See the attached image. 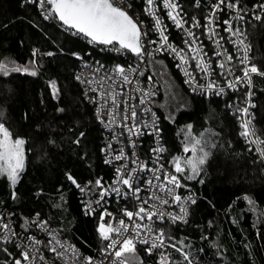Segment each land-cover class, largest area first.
Returning <instances> with one entry per match:
<instances>
[{"label":"snow or ice","instance_id":"6c2138e0","mask_svg":"<svg viewBox=\"0 0 264 264\" xmlns=\"http://www.w3.org/2000/svg\"><path fill=\"white\" fill-rule=\"evenodd\" d=\"M38 7L43 20L56 25L59 29L74 35L77 39L83 38L88 44L121 54L131 58L132 62L125 60L106 66L100 61L84 62V73L76 75L75 79L86 88L85 98L93 103L97 120L108 129H113L111 141L101 149L107 155L106 164L115 165L114 177L111 183L105 185L102 177L88 180L83 186L71 174L66 173V178L81 193H86L93 199H86L83 203L85 214H96V208L103 210L98 216V232L101 241L106 242L100 247L103 259L96 260L93 256H84L79 249L61 238L59 230L53 231L49 221L41 219L40 213H36L30 220L25 218L23 228L28 231L35 227L38 232L44 233L43 239H38L30 232L22 236L16 231L10 219L5 222L3 213L0 212V243L6 246L0 247V253L13 255L11 264H137V247L139 246L147 254L161 249L158 254L157 264H197L193 256L191 244H185L184 239L178 241L167 233V228L177 222H186L188 205L196 202L195 193L191 191L190 181H197L203 172L204 166L211 155V149L216 147L211 139L216 135L212 129L205 128L194 131L193 125L188 123L181 128L179 135L182 151L171 155L170 159L164 157L169 154L162 142V129L160 117L153 110L156 101L153 99L158 94V89L153 88V76L146 75L147 71L164 75V63L157 60L160 53L171 55L179 61L176 67L183 73L184 83L189 86L192 93L207 97H228L225 101V110H231L239 124L238 136L244 140L245 145L251 150L255 146L257 160L264 162V129H258L254 123L251 97L253 96V74L264 77V69L250 62L248 52L250 45L243 39L244 33L239 26L233 27V21L237 24L245 20L242 14L245 9L238 7L240 0H216L211 3L209 13L204 16L206 21L203 26L196 17L191 18V26L186 27L189 21L181 15L183 11L177 0H143V11L151 18V32L149 26L143 21H137L129 11L131 8L128 0H28ZM162 2L166 10L167 18L176 29L183 33L180 47L170 42L167 26L163 18L158 14V3ZM234 9L235 15L225 19L224 32L226 36L219 34L220 24L218 17L221 9ZM253 8L258 12H251L256 20H261L264 15V3L254 4ZM186 15V14H185ZM202 28V34L215 48L211 50V56L205 50V46L196 31ZM143 29V30H142ZM153 34L157 39H149ZM234 38V39H233ZM227 40L235 53L229 52L223 46ZM63 53L64 49L60 48ZM38 49L32 48L31 57L23 64L15 59L4 57L0 59V76L9 77L12 73H24L30 76L40 74V64L37 60ZM71 56L83 60L81 52L72 51ZM52 57L55 52L43 53ZM214 58V59H213ZM235 61V63H233ZM194 63V68H193ZM239 70L241 74H235ZM219 77V79H217ZM204 80L205 83H200ZM171 88L170 82L166 81ZM242 85L247 88L244 92H238ZM47 86L53 99H60V88L56 79H49ZM92 93V95H89ZM231 93V95H230ZM174 98L175 93L170 94ZM133 101H138L134 103ZM184 105H180L183 107ZM160 107L167 109L165 103ZM56 111L63 112V108ZM168 120H173L171 112ZM155 136V146L150 148L152 155L150 166L148 162H138L136 148L139 147L146 132ZM127 134V135H125ZM84 132L79 133L83 137ZM79 137L75 141L79 143ZM112 141L121 146L114 149ZM125 141L130 146V154L125 151ZM54 143L55 141H50ZM26 140L24 137L15 136L3 121H0V176H6L14 189L25 168ZM255 163V161H253ZM131 165V166H129ZM165 165H170L171 168ZM203 183V179L198 180ZM180 189H188L187 195H181ZM114 195L117 200L128 201L131 198V208H121L122 216L112 222L115 217L108 212L105 202L109 196ZM15 199L16 193L12 192ZM249 210L257 214L256 234L260 235V227L264 226V210L257 212L256 201L247 194L243 195ZM61 196V201H63ZM176 205L179 211L168 210V206ZM95 205L96 207H93ZM214 207V206H213ZM231 207V206H229ZM105 216L109 219L106 222ZM127 218V219H125ZM233 223L237 220L233 218ZM211 221L209 225L211 226ZM63 227V226H61ZM206 240L205 235L201 236ZM213 264H222V260L216 257H224L217 241H209ZM14 249V254L9 251ZM175 249L179 253V259H173L167 248ZM250 247V245H247ZM188 249V250H186ZM44 250L54 254L53 259L45 256ZM203 252L204 249H196ZM133 259H130L129 256ZM4 264H9L5 259ZM139 264H143L139 261Z\"/></svg>","mask_w":264,"mask_h":264},{"label":"trees","instance_id":"16d2710c","mask_svg":"<svg viewBox=\"0 0 264 264\" xmlns=\"http://www.w3.org/2000/svg\"><path fill=\"white\" fill-rule=\"evenodd\" d=\"M181 1L187 12L199 11L194 6L195 0ZM260 3L264 0H240L239 7L245 9L242 13L245 16V41L250 45L252 63L264 69V15L261 20H256L248 11L259 10L253 5ZM132 6L137 16L150 25L151 20L143 11V0H133ZM221 34L226 36L224 29ZM177 35L174 33L173 38ZM204 43L214 49L211 41ZM225 44L232 52L233 47L227 40ZM32 48L38 49V76L24 73L0 76V121L10 128L14 137L21 136L26 140L25 168L15 188L6 176H0V212L12 214L15 228L22 236L30 232L43 239L45 234L34 226L28 231L23 228L25 218L30 220L40 213L41 219L49 221L50 227L62 232L84 254H99L98 249L106 243L96 231L99 213L86 215L83 212L79 190L65 174L71 173L78 183L96 177L111 178L113 174L101 151L104 129L96 118L93 103L85 98V86L75 77L79 72L84 73L85 61H100L106 66L132 61L127 56L88 44L83 38L77 39L43 20L38 7L28 0H0V59L8 57L23 64L31 57ZM60 48L64 49L63 53L59 52ZM49 51L56 55H43ZM72 51L81 52L83 60L71 56ZM156 59L171 67L179 87L177 91L172 86L175 90L166 92L164 77L162 80L151 69L146 73L153 76V83L159 86L154 106L160 117L164 146L169 149L165 160L182 151L179 132L184 125L191 123L194 131L210 128L216 134L211 139L216 147L211 149L198 178L204 182H189L191 191L197 195L196 202L191 205L189 221L171 225L167 233L176 238L173 242L178 246L181 239L185 244H191L197 264H213L209 253L215 249L210 247L209 241H217L221 246L224 257H216V260H222V264H264V226L257 235L253 227L257 223V214L249 210L242 198L244 194L249 195L257 203V212L264 210V162L257 160L255 149L250 150L238 136L236 116L231 110H225L228 97L192 93L183 82L173 56L160 53ZM53 78L59 84V100L51 98L47 86V81ZM246 88L243 85L238 92L242 93ZM252 91L250 112L257 128L264 129V78L254 76ZM173 92L174 98L170 95ZM165 103L167 109L160 107ZM57 108L64 111L58 112ZM169 112L173 114V120L167 119ZM80 132L85 135L79 137ZM78 137L80 142L76 143ZM233 218L237 223L232 222ZM202 235L207 239L202 240ZM3 246L6 245L0 243V247ZM200 248L204 251H195ZM9 251L14 254L15 250L9 247ZM170 254L173 259L180 258L175 249L170 248ZM129 258L133 259L131 255ZM5 259L11 264L13 255L0 253V264H4ZM136 259L137 264L139 261L157 264L158 253L147 254L138 246Z\"/></svg>","mask_w":264,"mask_h":264},{"label":"built area","instance_id":"2783aa9c","mask_svg":"<svg viewBox=\"0 0 264 264\" xmlns=\"http://www.w3.org/2000/svg\"><path fill=\"white\" fill-rule=\"evenodd\" d=\"M129 4H131V8H128L126 10L129 11V13L133 16L134 19H137V21H143L144 25H147L149 26V31L151 32V23L152 21L150 22V25L147 24L142 18H139L136 14V12L133 10V0H128ZM178 3L181 4V7L183 9V11L181 12V15L184 17L185 20L189 21L188 25H186V27H190L191 26V18L192 17H196L197 19L200 20L201 22V26H203V24L206 23V21L202 18V16H206L209 11H210V8L208 7L211 3H216V0H195V5L197 8H199V11H196V12H187L184 8H183V3L181 0H177ZM239 7V5H238ZM259 10H254L253 12H258ZM227 12V14L225 15L224 13ZM158 14L162 16L163 18V21L165 23V25L167 26V33L169 35V39H170V42H173L175 45L177 46H180V47H185V45H183L181 43V38L183 37V33L179 30V29H176L173 25V23L167 18V14H166V10L163 9V5H162V2H159L158 3ZM186 14V15H185ZM235 15V10L234 9H228L226 6L225 8L221 9L220 11V14H219V17H218V23L220 24V27L219 29H217V31L219 32L220 35L221 34V30L225 28V25L223 24V21L225 19H230L232 16ZM222 16V17H221ZM149 19L151 20V18L149 17ZM236 26H239L241 28V31L244 33V36H243V39L245 41V33H246V30H245V26H244V22H240L239 24H237V22L234 20L233 21V27H236ZM143 30V29H142ZM201 29H198L196 31V35L198 37H200L201 41L203 42L204 46H205V50L208 52V55L211 56V49H209V45H207L206 43H204L205 41H209L208 38H207V35L206 34H201ZM174 33H178L177 37L176 38H173V34ZM223 36V35H222ZM149 39H157L158 37H156L155 35L152 37L151 34L149 35L148 37ZM234 39V38H233ZM223 43V46L225 48L228 49V47L226 46L225 44V41L222 42ZM246 43V41H245ZM247 44V43H246ZM248 45V44H247ZM214 48H215V45H214ZM228 51L230 52V50L228 49ZM232 53H235V48L232 49ZM159 55V54H158ZM248 55L250 57V62L252 63V60H251V55H250V52H248ZM174 58V57H173ZM175 59V58H174ZM214 59V58H213ZM87 62H92V61H87ZM175 62H176V65L177 63H179L178 60L175 59ZM233 63H235V61H233ZM84 65V64H83ZM193 68H194V63H193ZM179 70V69H178ZM180 71V70H179ZM180 73L182 74L183 76V73L180 71ZM78 74H83L82 72H79ZM235 74H241L239 72V70H237V72ZM254 76H259L257 74H253V78ZM184 78V76H183ZM261 78H264V77H261ZM185 79V78H184ZM217 79H219V77H217ZM200 83H205L204 80H200ZM83 85V84H82ZM187 85V84H186ZM84 86V85H83ZM153 88L154 89H158V92H159V86L156 84V83H153ZM243 86V85H242ZM187 87L189 88V86L187 85ZM154 99V98H153ZM251 100H252V97H251ZM134 103L138 102V101H133ZM251 108V107H250ZM153 110L157 112V115H158V111L156 110L155 106H153ZM250 110V109H249ZM159 116V115H158ZM99 123L101 124V127L104 129V138L102 140V149L105 148L106 144L109 143L111 141V135L110 133H112L113 129H108L104 126V124H102L100 121ZM127 135V134H125ZM155 136L149 131V132H146L142 138V140L140 141V145L139 147L136 148V153H137V157L139 158L138 162H148L149 165L151 166L154 162L153 161H150L149 160V157L152 155V153L150 152V148L154 147L155 146ZM162 142H163V136H162ZM164 144V143H163ZM125 151L126 152H129L130 154V146H127L126 144V141H125ZM112 146L114 149H119V147L121 146L118 142H115V141H112ZM252 148L255 149V146H253ZM103 154H104V162L105 160L107 159V155L106 153L103 151ZM165 159V157H164ZM117 163H123V161H120V162H116L114 161L112 164H107L110 166V168L112 169V174L113 176L111 178H103V182L105 183V185L109 184L112 182L113 180V177H114V171H115V165ZM131 166V165H129ZM166 166V165H165ZM167 167V166H166ZM86 182H82L80 183L81 186H83ZM180 194L183 196V195H187L188 194V191L184 190V189H180ZM193 192V191H192ZM195 193V192H194ZM79 194H80V202H81V205H82V210L83 212L85 213V210L83 208V203L86 199H93L95 197H92V196H89L87 195L86 193H81L79 191ZM195 197L197 198V195L195 193ZM191 205L192 204H189L188 205V216L186 218V222H177V224H185L189 221V218H190V210H191ZM105 206L107 207V210L108 212L112 213L113 216L115 217V219L112 221L113 223L116 222V220H118L121 216H122V212L120 211L121 208H124V207H128L129 210H134L131 208V198L129 197L128 201H125L123 199H120V200H117L115 198L114 195L112 196H109L105 202ZM93 207H96L95 205H93ZM103 209L102 208H96V213H100ZM168 210H174V211H179L178 207L176 205H170L168 206ZM3 219L5 222H8L9 220V213H3ZM88 215H91V214H88ZM11 221H12V225L14 227V229L16 230L15 228V222H14V219L12 218V215L10 217ZM108 217L105 216V221L107 222L108 221ZM127 219V218H125ZM53 231H56L57 229L53 228V227H50ZM3 230L0 229V232H2ZM17 231V230H16ZM38 238V237H37ZM61 238L71 244H74L73 242H71L66 236H64L61 232ZM40 239V238H38ZM75 245V244H74ZM76 246V245H75ZM77 247V246H76ZM79 249V251L84 255V256H89L90 254H84L82 252V250L77 247ZM168 252H170V247L167 248V249H164ZM157 251V253L159 254V252L161 251V249H157L155 250ZM45 252V256L49 259H53L54 258V254L51 253V252H46V250H44ZM49 254L51 256H49ZM91 256H93L96 260H101L103 259V257L101 256V254H92ZM57 264H59V262L57 261ZM146 264V263H145ZM147 264H151V263H147Z\"/></svg>","mask_w":264,"mask_h":264},{"label":"rangeland","instance_id":"374dc122","mask_svg":"<svg viewBox=\"0 0 264 264\" xmlns=\"http://www.w3.org/2000/svg\"><path fill=\"white\" fill-rule=\"evenodd\" d=\"M159 60H161V59H159ZM164 75H160L159 74V76L161 77V79L163 80V85L165 86V88L166 89H168V91H166V92H169L170 91V89H171V91H172V89L173 90H175L174 88H176V90L178 91L179 90V87H178V82H177V80H176V77H175V75H174V73L172 72V70H171V67H169L165 62H164ZM166 81H168V82H170V84H172V86L174 87H171V88H169L168 87V84H166L165 82ZM178 246V245H177ZM179 247V246H178Z\"/></svg>","mask_w":264,"mask_h":264},{"label":"clouds","instance_id":"9594fccd","mask_svg":"<svg viewBox=\"0 0 264 264\" xmlns=\"http://www.w3.org/2000/svg\"><path fill=\"white\" fill-rule=\"evenodd\" d=\"M130 14V13H129ZM131 15V14H130Z\"/></svg>","mask_w":264,"mask_h":264}]
</instances>
